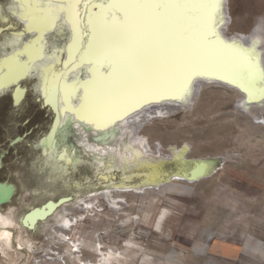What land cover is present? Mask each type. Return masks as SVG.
<instances>
[{
    "label": "rangeland",
    "instance_id": "rangeland-1",
    "mask_svg": "<svg viewBox=\"0 0 264 264\" xmlns=\"http://www.w3.org/2000/svg\"><path fill=\"white\" fill-rule=\"evenodd\" d=\"M227 6L229 32L249 33L257 26L264 31V0H228ZM7 7L9 11L16 8L15 0H0V59L33 36L15 35L25 23L18 11H10L14 18L9 17ZM9 19L12 26L8 29ZM69 37L61 14L44 35V56L19 83L27 88L26 98L25 92V99L15 106L7 92H13V86L0 91V96L7 92L0 97V183L13 187L10 199H2L0 212H11L16 218L5 228L10 238L0 235V264H77L70 254H79L92 264H264V125L237 110L239 92L206 85L190 108L176 109L144 125L141 133L152 150L159 144L168 154L170 148L186 144L187 151L126 176L119 165L104 171L105 155L80 148L68 114L61 117L52 146L43 152L41 142L57 116L41 103L43 98L50 105L40 91L43 68L52 63V70L62 69ZM82 41L86 44L85 38ZM74 73L68 79L73 80ZM80 77H86L84 69ZM72 101L78 104V93ZM64 150L73 153L69 166L59 158ZM202 161L209 166L193 183L166 182L168 175L189 174ZM127 181L160 185L141 195L120 192L121 208H109L99 193L115 182ZM4 194L5 189H0V198ZM75 199H85L93 208H75ZM49 200L55 207L39 220L37 229L17 224L21 215L31 212L29 208ZM61 207L68 208L70 216L81 215L71 229L60 226L62 221L54 214ZM24 240L31 241V251ZM71 241L77 246H70Z\"/></svg>",
    "mask_w": 264,
    "mask_h": 264
},
{
    "label": "bare ground",
    "instance_id": "bare-ground-1",
    "mask_svg": "<svg viewBox=\"0 0 264 264\" xmlns=\"http://www.w3.org/2000/svg\"><path fill=\"white\" fill-rule=\"evenodd\" d=\"M227 4L228 0H224L223 23L219 22L216 28L220 39L225 43L238 42L246 47H252L253 44H255L261 64H264V31L257 26L249 33L229 32L228 27L231 23V17ZM92 11L99 12L100 9L93 8ZM20 17L27 22L29 27V22L25 20L23 16L20 15ZM68 25L71 35L66 48L64 73H71V71L75 72L81 67L86 66V78H80L76 76V74L73 80L68 79L67 76L63 77V79H60L58 76L56 78H50L45 83V85H47V90H45L44 86V94L46 100L54 108L57 97L56 93L60 89L59 96L63 105L60 110H55L58 116L57 119L59 120L60 117L61 120V117L68 114L70 124L75 129L73 132L74 137L78 145H81L80 148L87 152H97L98 154L105 155V162L102 166L104 171L119 165L121 168L120 171H122L121 174L126 176V173L129 171L151 167L153 164H156V162L170 160L179 153L186 152L188 146L186 144L180 148H170L168 154L161 151V146L159 144H155L154 150H152L148 138L141 133V129L153 119L169 115L176 109L190 108L206 85H219L239 92L240 97L235 104L237 110L252 118L255 124L264 125V99H253L249 101L248 94L242 90L239 81L233 82L234 75L232 71L213 64H193L179 71L168 72L165 74V82L161 86L141 90L123 101L103 106L98 110L95 118L90 121L80 119L81 113L79 109L81 104L85 102V85L87 84L88 102L95 103L97 97L112 85L113 81L116 79V74L112 68L105 70V66H108L105 59H82V51L79 53L78 57L76 56L78 50L71 48L73 36L72 26L70 23H68ZM32 28L38 31L36 26ZM43 31L46 30L38 31V33H36L37 37L27 41L23 45V48L16 50V52H11L0 59V91L10 86V83H15V88L13 85V97L16 101H19L23 95V90L18 85L19 79L25 74L30 65L29 63L41 56L43 48L39 43V39ZM22 52L26 55L23 59L19 57ZM14 58H17L19 61L23 62V64L18 66L14 63ZM185 87L187 88V93L183 95V98H180ZM75 93L79 94L78 104H74L72 101V96H74ZM253 108L256 112L252 111ZM129 109L132 110L129 111ZM125 112H127V115L124 114ZM115 115H120L122 118L110 122L114 119ZM123 137H125L126 140H123ZM49 139H52V137L50 136ZM51 144L52 143H48L49 147ZM41 145L46 147V138L42 140ZM59 158L63 159L64 163L69 166L72 160V153L71 151L67 152L64 150ZM197 167L198 165L189 174L173 173L170 176L168 175L169 177H166L168 178L166 182L171 179H177L193 183L202 175V173H196L195 169ZM102 178L108 180L109 176L102 175ZM159 185L156 183L130 184L128 181L125 183L115 182L113 186L111 185V188H107L99 194L104 197L106 205L109 208L116 210L121 208V203H123L121 200L122 198L120 199V197H118L120 192L133 191L141 195L147 189L156 188ZM21 186L24 190H27L22 181ZM0 189H5L4 196L0 198L1 203L2 199L3 202H5L11 193V189L3 185H0ZM34 192H36V189ZM95 194L96 193H91L90 196ZM74 203L76 204L73 207L82 209L83 211L93 208L92 204L88 203L85 199H75ZM54 207L55 202L52 200L46 201V203L38 207H31L29 208L31 213L26 216L21 215L17 224L21 227L27 226L29 229L38 228L41 223L39 220L45 219V216L52 212ZM54 214H56L55 216L56 218L58 217V220L62 221V225L60 226L67 229H71V227L77 225L81 220V215L80 217L70 216V211L68 208L66 209V207H61V210H58ZM15 220L16 218L11 212L8 214H2L0 212V227L2 228L0 235H5L10 238L11 233L5 228L10 226ZM27 244L28 249L31 251V241L27 242ZM75 244L74 241L69 243L72 247L77 246ZM94 249L98 250L103 259L106 258L101 248H97L94 245ZM70 258L74 262H77V264H92L89 261H83L79 254H70ZM59 259H61V256ZM36 263L38 264V261H36Z\"/></svg>",
    "mask_w": 264,
    "mask_h": 264
},
{
    "label": "snow or ice",
    "instance_id": "snow-or-ice-1",
    "mask_svg": "<svg viewBox=\"0 0 264 264\" xmlns=\"http://www.w3.org/2000/svg\"><path fill=\"white\" fill-rule=\"evenodd\" d=\"M29 30H47L63 14L73 30L72 45L82 59H105L116 79L95 103L88 102L87 84L80 119L90 121L106 105L137 92L159 87L165 74L193 64H213L232 71L249 101L264 99V64L256 45L225 43L216 31L223 23L224 0H15ZM100 9L99 12L92 11ZM87 30V31H86ZM89 38L86 46L81 37ZM18 66L23 62L14 58ZM50 68V66H49ZM203 74V73H201ZM53 78L56 74L53 73ZM62 75V74H61ZM187 93L185 87L180 98ZM163 98V97H161ZM139 106V105H137ZM132 109H129L131 111ZM127 115V112L124 113ZM115 115L116 119H121ZM209 162H198L197 174Z\"/></svg>",
    "mask_w": 264,
    "mask_h": 264
},
{
    "label": "flooded vegetation",
    "instance_id": "flooded-vegetation-1",
    "mask_svg": "<svg viewBox=\"0 0 264 264\" xmlns=\"http://www.w3.org/2000/svg\"><path fill=\"white\" fill-rule=\"evenodd\" d=\"M2 7V6H1ZM3 8V7H2ZM5 8H3V10H4ZM6 11H8L9 12V14H10V16L9 17H12V15H11V13H10V11L8 10V7L6 8ZM4 13V12H3ZM5 14V13H4ZM18 14H19V11H18ZM7 15V14H6ZM19 16V18L21 19V17H20V14L18 15ZM12 18H14V17H12ZM25 19V18H24ZM10 21H9V23L8 24H6V27L9 29V27H11L12 26V24H11V19H9ZM16 20V19H15ZM26 20V19H25ZM17 21V20H16ZM21 21H23L25 24H24V27L21 29V30H18V29H20L21 28V24H20V27L18 28V29H16V30H18L17 32H15V35L16 36H22V35H24L25 33H33V36H32V38L30 39L29 38V40H33L34 38H36L37 37V35H36V33H38V31H36L35 29H31V30H29V27H28V24H27V22L26 21H24V20H22L21 19ZM66 21V20H65ZM18 22V21H17ZM55 23H56V21L54 22V24L51 26V27H49L46 31H43V33H42V35H41V37H40V39H39V43L42 45V52H41V56H39V57H37L36 58V60H34L33 62H31V63H29L30 65H29V67H28V69L26 70V72H25V74L23 75V77H21L20 79H19V82H18V85L20 86V81L28 74V72H29V70L32 68V66H33V64L35 63V62H37L38 60H40L43 56H44V43H43V40H44V35H45V33H47L49 30H51L53 27H54V25H55ZM66 23H67V21H66ZM0 25H2L1 23H0ZM67 25H68V23H67ZM68 27H69V25H68ZM8 29H6V30H8ZM5 30V31H6ZM15 30V31H16ZM69 31H70V28H69ZM4 32V31H3ZM12 32H14V31H12ZM18 33V34H17ZM1 34V33H0ZM11 34V33H10ZM70 35H71V31H70ZM27 36V35H26ZM70 38V37H69ZM82 38H85V41H86V43H87V40H88V36L87 35H82V37H81V40H82ZM28 40V41H29ZM69 41H70V39L68 40V43H69ZM27 42V41H26ZM25 42V43H26ZM24 43V44H25ZM68 43H66V45H65V50H64V53H65V55H64V59H63V62H62V64H63V66H62V69H60L59 71H55V70H52L53 68H54V64H52V63H49V64H47L44 68H43V74H42V78H41V87H40V91H41V95L46 99V97H45V94H44V86H45V90H47V85H45V83H46V81L47 80H49L50 78H53V73H55L56 74V77L58 76L60 79H63V77H65V76H67V78H69V76L71 75L70 73H64V69H65V67H64V62H65V60H66V48H67V45H68ZM82 43H83V41H82ZM23 44V45H24ZM84 44V43H83ZM21 46V47H19V48H16L15 50H13L12 52H16V50H18V49H20V48H23L24 46ZM85 45V44H84ZM82 51V50H81ZM81 51H77L76 52V56L78 57L79 56V53L81 52ZM11 53V52H10ZM10 53H8V54H10ZM19 57L21 58V59H23V58H25L26 57V55L24 54V52H22V53H20V55H19ZM49 66H50V68H49ZM87 67L86 66H83V67H81L80 69H79V72L78 71H75V73H74V75L76 74V76H78V77H80V75L82 74V71H83V69H84V71H85V75H87V73H86V69ZM46 69V70H45ZM52 70V71H51ZM50 71L52 72L51 73V75L49 76V73H50ZM62 74V75H61ZM29 76V75H28ZM27 76V77H28ZM26 77V78H27ZM25 78V79H26ZM81 78V77H80ZM86 78V77H85ZM24 79V80H25ZM23 80V81H24ZM71 80H72V78H71ZM70 80V81H71ZM22 81V82H23ZM22 82H21V84H22ZM15 83H10V86H13ZM10 86H8V87H10ZM7 87V88H8ZM21 87V86H20ZM23 87V88H22ZM22 87H21V89L23 90V95H22V97H21V99L19 100V101H16L15 99H14V97H13V95H14V92H12V89H9L7 92H11V95H12V98H13V102H14V105L15 106H18L19 104H21V102L26 98V96H27V88L25 87V86H23V84H22ZM14 88H15V85H14ZM6 89V88H5ZM25 89V90H24ZM36 91H37V89H36ZM6 92V93H7ZM25 92H26V95H25V98H23L24 97V94H25ZM38 92V91H37ZM6 93H4V94H2L1 96H3V95H5ZM39 94V93H38ZM57 97H56V102H55V107L52 109L51 108V106L48 104V103H46L45 102V100L42 98V96H41V100H42V104L44 105H46V106H49V108L54 112V114L56 113V111H58V110H60L61 109V106L63 105L62 104V101H61V99H60V89H59V91H57ZM0 96V97H1ZM23 99V100H22ZM22 100V101H21ZM21 101V102H20ZM53 107V106H52ZM56 110V111H55ZM60 112V111H59ZM55 116H56V114H55ZM57 117L58 116H56V118H55V122H54V125H53V128H52V130H51V132L49 133V134H47V135H45L46 137V141H47V145H46V147L45 146H43L42 145V148H43V152L44 153H46L47 152V147H49V145H48V143H52L53 142V137H54V135H55V132H56V130H57V126L58 125H60L63 121H62V118H61V120H60V117H59V120L57 119ZM57 119V120H56ZM52 137V139H49V137ZM44 138V137H43ZM74 139H75V137H74ZM76 140V139H75ZM37 144H38V142L36 143V146H37ZM53 144V143H52ZM52 144H51V146H52ZM78 144V143H77ZM46 149H45V148ZM36 149V148H35ZM37 152H38V150H37ZM72 153V152H71ZM72 155H73V153H72ZM60 156V155H59ZM1 162V161H0ZM71 162H72V160H71ZM1 167H2V163H1ZM0 185L2 186H7V188H10L11 189V193H10V195L7 197V199L5 200V202L6 201H8L9 199H10V197L12 196V192H13V187L11 186V185H9L8 183H0ZM44 203H46V202H44ZM31 213V212H30ZM29 214V213H28ZM49 214V213H48ZM56 215V214H55ZM25 227H27V226H25ZM35 229H37V228H35ZM34 230V229H33ZM7 237V236H6ZM8 238V237H7ZM27 242H29V240H24L23 241V243H25V245H26V247H27V249H28V244H27ZM29 250V249H28Z\"/></svg>",
    "mask_w": 264,
    "mask_h": 264
},
{
    "label": "built area",
    "instance_id": "built-area-1",
    "mask_svg": "<svg viewBox=\"0 0 264 264\" xmlns=\"http://www.w3.org/2000/svg\"><path fill=\"white\" fill-rule=\"evenodd\" d=\"M72 251H75L74 248L72 249ZM80 254H81V251H80ZM82 255V254H81Z\"/></svg>",
    "mask_w": 264,
    "mask_h": 264
}]
</instances>
